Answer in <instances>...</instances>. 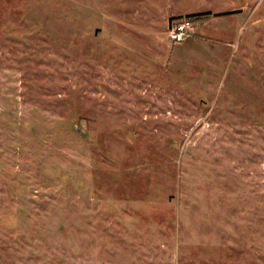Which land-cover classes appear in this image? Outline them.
<instances>
[{
	"label": "rangeland",
	"instance_id": "rangeland-1",
	"mask_svg": "<svg viewBox=\"0 0 264 264\" xmlns=\"http://www.w3.org/2000/svg\"><path fill=\"white\" fill-rule=\"evenodd\" d=\"M0 264H264V0H0Z\"/></svg>",
	"mask_w": 264,
	"mask_h": 264
},
{
	"label": "built area",
	"instance_id": "built-area-1",
	"mask_svg": "<svg viewBox=\"0 0 264 264\" xmlns=\"http://www.w3.org/2000/svg\"><path fill=\"white\" fill-rule=\"evenodd\" d=\"M194 33V19L190 16L179 18L170 25L168 38L176 43L182 42Z\"/></svg>",
	"mask_w": 264,
	"mask_h": 264
},
{
	"label": "trees",
	"instance_id": "trees-1",
	"mask_svg": "<svg viewBox=\"0 0 264 264\" xmlns=\"http://www.w3.org/2000/svg\"><path fill=\"white\" fill-rule=\"evenodd\" d=\"M239 10H230V11H225V12H222V13H219V14H223V13H234V12H237ZM199 14H202L201 12H198V13H190L188 14L191 18H193L194 16L196 15H199ZM195 18V17H194ZM179 19V18H178Z\"/></svg>",
	"mask_w": 264,
	"mask_h": 264
},
{
	"label": "crops",
	"instance_id": "crops-1",
	"mask_svg": "<svg viewBox=\"0 0 264 264\" xmlns=\"http://www.w3.org/2000/svg\"><path fill=\"white\" fill-rule=\"evenodd\" d=\"M185 41V40H184ZM183 42V41H182ZM180 43V42H179Z\"/></svg>",
	"mask_w": 264,
	"mask_h": 264
}]
</instances>
